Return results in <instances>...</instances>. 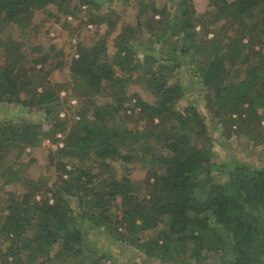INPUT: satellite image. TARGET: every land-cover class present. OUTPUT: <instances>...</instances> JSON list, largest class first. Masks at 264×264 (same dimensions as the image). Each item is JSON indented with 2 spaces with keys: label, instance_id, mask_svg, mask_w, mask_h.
<instances>
[{
  "label": "trees",
  "instance_id": "1",
  "mask_svg": "<svg viewBox=\"0 0 264 264\" xmlns=\"http://www.w3.org/2000/svg\"><path fill=\"white\" fill-rule=\"evenodd\" d=\"M166 2L162 9L151 8L153 16L161 14L151 34L159 46L172 41L169 60L137 44L132 26L115 39L113 66L124 75L145 71L154 99L135 97L142 124L129 128L109 122L121 115L126 97L125 80L100 61L106 46L79 47L72 79L52 84L46 79L50 56L34 48L28 59L23 45L6 35L9 27L33 26L39 15H75L70 0H0V105L40 114L39 122L19 114L0 118V179L26 188L21 197L10 191L7 205L0 206V264H108V256L88 240L86 232L95 229L149 258L172 255L174 264H264V170L234 158L214 162L212 119L195 104L178 107L188 96L199 102L204 97L229 138L248 142L250 151L264 149V0H209L201 15L194 0ZM79 4L90 9V23H104L103 0ZM148 7L141 3V11ZM220 24L221 47L215 34ZM209 33L215 38L207 39ZM37 66L36 79H30ZM176 68L183 69V82L171 83ZM106 82L122 85L117 89L122 96L100 104L95 98L106 91ZM71 87L72 98L92 101L87 108L79 106L73 119H62L67 101L61 94ZM44 140L64 142L58 154L74 160L57 162L53 182L29 180L20 163L7 161L13 151L20 158ZM134 151L140 154L134 157ZM118 160L146 165L143 196L138 182L112 170L111 162ZM115 209L119 218L114 221Z\"/></svg>",
  "mask_w": 264,
  "mask_h": 264
},
{
  "label": "rangeland",
  "instance_id": "2",
  "mask_svg": "<svg viewBox=\"0 0 264 264\" xmlns=\"http://www.w3.org/2000/svg\"><path fill=\"white\" fill-rule=\"evenodd\" d=\"M70 3L75 15L66 16L62 13H58V19L49 18L46 15H39L33 26L27 27L26 29L9 27L6 30V35H11L23 45V51L28 53V59L31 57L34 48L37 49L38 55L50 56V65L47 67L49 73H47L46 79L52 84L65 85L66 81L69 82V79H72L70 73L71 62L74 58L79 56V47L82 45L90 47L95 43H98L101 48L106 46L105 52L103 51V54L100 56V61L114 68L115 77L117 79L125 80V89L123 92L127 98H125V108L122 110L121 115L118 116L115 121L110 120L109 122L112 126L121 125L122 127L128 126L129 128L134 127L135 124L141 125L142 123H139V109L137 108L136 110V108L133 107L136 104V96L141 97L144 101H154L151 91L146 85L148 74L145 71H140L124 75L119 71L117 66H113L115 65L114 59L116 55L115 39L123 29L132 26L133 37L137 44H143L145 48L158 50V57L164 59L165 56L166 58L164 61L169 60L172 41L169 46H163V48L155 42V38L151 34V26L156 25L155 22L158 21L161 16V14L153 16L154 11H152L151 8L156 5L155 8L162 9V7L167 5L166 0H103L101 15L105 21L99 26L90 23L92 17L90 9L88 7H79L80 0H70ZM141 3L149 6L146 13L144 10L141 11ZM194 3L199 15L204 13L209 6V0H194ZM55 14H57V12H55ZM140 15L143 17L141 24L138 23V16ZM112 24H116L115 27H112ZM221 28H223L222 24H220V26L218 25L215 31V34L219 35L217 41L220 47L225 41V33ZM227 28L229 27L227 26ZM198 29L199 27L197 30ZM215 34L209 33L207 39H214ZM172 40L175 41V39ZM209 46L210 45H208V47ZM214 54L215 50L211 51V56ZM139 58L143 59V54H139ZM59 63H61L60 68L57 67ZM167 65L171 66L170 63ZM28 66L26 67L28 68ZM37 68V71L31 72L32 75L30 79H36L40 66H37ZM183 76V69L176 68L170 76V78H172L171 83L175 81L183 82ZM196 83L195 85H201L200 83ZM112 85L113 84L110 82L105 83L107 87L106 91H104L101 96L95 98L96 102L101 104L109 100V102L113 103L119 100L122 95H118L117 89L122 85L117 84L116 88H113ZM70 89L71 90L63 91L61 94L63 101H67L62 108L63 112L60 116L62 119H73L72 115L76 112V109H80L79 106L87 108L90 105L89 101H92L89 97L83 98L81 100L82 102L76 98H72V96H70L73 91L72 87ZM203 91L205 92V89H203ZM70 100L71 102H69ZM196 100L199 99L188 96L182 99L178 107L180 110H184L188 105L195 104L206 119H212L209 125L211 133H214L213 135H215L217 143L214 148V162L221 164L226 160L234 158L239 163L252 164L264 170V149L250 151L251 148L248 142L235 139V137L229 138L227 130H224L225 127H222L221 123H219V119H213L211 112H209L210 110L205 107L204 97L200 102ZM130 113H132V115H129ZM17 114L24 117L27 122H37L40 116L39 112L36 110L28 112L21 108L15 110L8 107L3 108L0 105V118L10 120L15 118ZM115 117L116 116H114V118ZM262 124H264V121ZM47 128L48 125H45V130ZM57 138L64 139L65 136L58 135ZM153 141L154 140L151 142L152 147L155 145ZM63 144L64 142L54 143L50 140H44L40 146L24 150L20 158L17 157L16 151H13L7 161L10 165H13L14 162L20 163L22 175L29 180L39 181L48 179L50 182L51 180L53 182L56 179L55 166L57 162L60 160L63 162L74 161L69 157H61L58 154V148L63 147ZM137 154H140V152L134 151V157ZM111 163L113 166L112 170L118 177H128L138 182L141 189L143 188L142 182L147 177L148 172L146 165L143 163H123L120 160ZM215 175H217V173H215ZM12 190L18 197H21V195L26 192L24 186H18L17 188L6 186L3 180L0 179V206L7 205L9 199L8 193ZM143 194L144 188L142 189V196ZM111 216L112 220L115 221L119 218V212L115 209ZM148 233L149 232H145L144 234ZM86 234L88 235V240L92 247L100 254L102 253L108 256V264H174L173 262L175 261L173 256L167 253H164L161 259L149 258L142 251L136 249L126 241L117 240V237H112L108 232L105 234L104 231L99 229H95L93 232L88 230ZM151 234L153 235V233ZM6 248L7 245L3 246V250ZM34 264H41V262L38 260Z\"/></svg>",
  "mask_w": 264,
  "mask_h": 264
}]
</instances>
